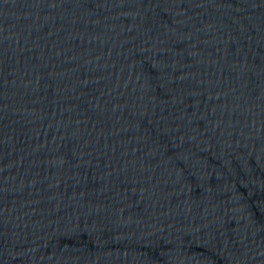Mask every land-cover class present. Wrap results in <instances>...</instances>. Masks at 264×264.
<instances>
[{"label":"water","instance_id":"obj_1","mask_svg":"<svg viewBox=\"0 0 264 264\" xmlns=\"http://www.w3.org/2000/svg\"><path fill=\"white\" fill-rule=\"evenodd\" d=\"M0 264H264V0H0Z\"/></svg>","mask_w":264,"mask_h":264}]
</instances>
